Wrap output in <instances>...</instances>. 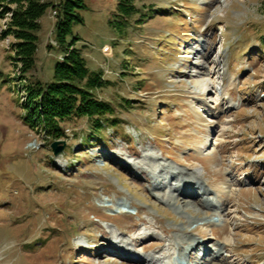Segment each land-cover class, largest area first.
I'll return each mask as SVG.
<instances>
[{
	"label": "rangeland",
	"instance_id": "374dc122",
	"mask_svg": "<svg viewBox=\"0 0 264 264\" xmlns=\"http://www.w3.org/2000/svg\"><path fill=\"white\" fill-rule=\"evenodd\" d=\"M117 2L84 0L62 45L56 8H46L22 78L15 51L28 41L10 24L29 0L0 16V264H264V0H131L125 18ZM74 36L116 123L92 133L73 117L52 137L24 120V85L52 81ZM203 65L208 98L196 81ZM53 141L64 142L57 154ZM190 179L233 193L218 207L204 190L210 205L196 206L177 192ZM189 237L198 261L177 249Z\"/></svg>",
	"mask_w": 264,
	"mask_h": 264
},
{
	"label": "trees",
	"instance_id": "16d2710c",
	"mask_svg": "<svg viewBox=\"0 0 264 264\" xmlns=\"http://www.w3.org/2000/svg\"><path fill=\"white\" fill-rule=\"evenodd\" d=\"M23 0H0V16L7 12L9 3ZM48 7L56 8L55 40L66 43L72 31V25L83 21L80 10L85 7L84 0H60L54 4L51 0H29L28 7L16 9V20L10 27L15 28L20 39L28 41L26 50L16 47V55L23 56L21 78L34 66L37 49V30L39 18ZM117 11L125 18L135 11L131 0H118ZM78 40L74 36L67 43L63 57L53 68V80L41 83L34 81L24 85V120L31 127H38L52 137L62 135L60 123L73 117H85L92 133L100 132L106 126L116 122L112 117L114 107L109 101L97 98L96 87L101 86V76L90 74L82 54L72 43ZM17 42L12 44L15 46ZM11 47L14 51L15 48ZM91 133V134H92Z\"/></svg>",
	"mask_w": 264,
	"mask_h": 264
},
{
	"label": "bare ground",
	"instance_id": "6f19581e",
	"mask_svg": "<svg viewBox=\"0 0 264 264\" xmlns=\"http://www.w3.org/2000/svg\"><path fill=\"white\" fill-rule=\"evenodd\" d=\"M197 77H196V81H197V85L202 89V93L204 92L205 94H206V97L205 98H208V97H210L209 95H210V93L212 92V90H213V87H214V81L210 78V73H209V71H208V69H206V67L203 65V66H201L199 69H198V72H197ZM205 112H207V120H208V122L210 123V126H208V129L209 128H211L212 126V123H213V121H214V119H215V112L216 111H213L212 110V106L211 105H209L208 103H206L205 104ZM207 137H209L208 135H207ZM207 142V141H206ZM208 148L209 147H207V145H202V146H200L199 148H198V152H199V154H201L203 151H205V152H207V150H208ZM202 153L203 155L204 154H206V153ZM192 182V179H190V183ZM189 182H185V183H183V184H181V185H179L180 187H178V189H177V192H178V195H181L182 196V194H184V192L186 193V191L187 192H189L188 194H190V196H191V198H192V201H191V203H194L196 206H200V207H203V206H207L208 205V202H209V200H208V202H206V200L205 199H203V193H205L204 192V190H210V192L211 193H214L215 194V196L218 198V200H217V202L216 203H213V204H216V205H218V207L222 204V202L224 201L223 199H222V195L224 194V195H226V196H229L230 194H232L233 193V190H232V188H231V185L230 184H227V183H216V184H213V185H211V187L210 188H207V187H205L203 184H201V183H198V182H193V183H191L190 184ZM176 184H177V182H176ZM190 198V197H189ZM162 199L165 201V202H168V203H170V201H171V199H169L168 198V196H167V198H164V197H162ZM196 200H198V201H196ZM211 202V201H210ZM210 202H209V205H210ZM212 203H211V205H212ZM185 204H187L186 203V201H185ZM208 217L206 216V217H204V218H202L201 220L202 221H205L206 219H207ZM202 226L204 227V228H206V227H208V224L207 223H203L202 224ZM182 231L184 230V228L182 227V229H181ZM199 238V240H198V242H199V244H198V246L200 245V243H203V244H205V242L207 243V238H210V237H205L206 239L205 240H202L203 238L200 236V237H197V238H195L196 240ZM195 239L193 238V237H189V238H186V239H182L181 241H179V242H177V245H178V247H177V249L179 248V250H180V248L182 247L183 248V250L184 249H187L188 251H187V253H188V255L192 258V259H194V260H196V261H198V258L196 259V257H194L193 258V256H191L192 254H191V252L193 251V246H194V244H195ZM227 241H228V239L225 237V238H223V242H221V244H222V246H224V245H226L227 244ZM184 243V245H181L180 243ZM208 243H210L209 242V239H208ZM206 244V248H208V246H209V244ZM202 244V245H203ZM220 244V243H219ZM221 244H220V246H217V248H216V255H215V258H217V256H218V253L221 251V249L223 248V247H221ZM174 246H175V244H174ZM196 246V245H195ZM175 247V248H176ZM174 248V249H175ZM116 249H117V247H116ZM119 250H117L118 251V254L119 255H121V256H125V255H123V254H121V253H123V248H118ZM211 249V248H210ZM199 250L202 252V250H203V246H201V247H199ZM185 251V250H184ZM184 251H181V252H184ZM207 252V251H206ZM206 252H204V253H206ZM200 253V252H199ZM203 253V252H202ZM204 253L202 254V256L204 255ZM127 254V253H126ZM129 254H131V253H129ZM129 254H127V256H125L126 257V259L127 260H137L138 259V257H135V255H137V254H135V255H133V256H131V255H129ZM200 255V254H199ZM212 257H213V255H212ZM201 258V257H200ZM158 259V258H157ZM155 257H152V256H150V257H148V258H146V261L149 263V264H157V261H159V260H157ZM212 259L213 258H211V260L210 261H212ZM200 260V259H199ZM146 261H142L143 263L144 262H146ZM146 262V263H147ZM206 263V262H205ZM200 264H203L202 262L200 263Z\"/></svg>",
	"mask_w": 264,
	"mask_h": 264
},
{
	"label": "water",
	"instance_id": "95a60500",
	"mask_svg": "<svg viewBox=\"0 0 264 264\" xmlns=\"http://www.w3.org/2000/svg\"><path fill=\"white\" fill-rule=\"evenodd\" d=\"M59 142H62L61 145H58ZM64 142L63 141H53L51 143V148L53 149L54 154H57L63 148Z\"/></svg>",
	"mask_w": 264,
	"mask_h": 264
}]
</instances>
